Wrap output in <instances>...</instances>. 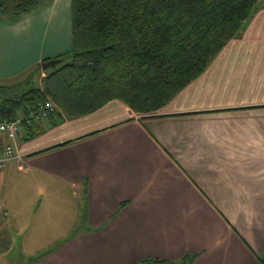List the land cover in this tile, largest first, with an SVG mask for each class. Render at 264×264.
Segmentation results:
<instances>
[{
    "label": "crops",
    "instance_id": "crops-1",
    "mask_svg": "<svg viewBox=\"0 0 264 264\" xmlns=\"http://www.w3.org/2000/svg\"><path fill=\"white\" fill-rule=\"evenodd\" d=\"M72 48L71 0L16 23L0 19V81ZM40 129L29 141L0 135V151L13 144L20 156L0 188L17 187L24 205L32 196L21 191L45 184L82 194L83 253L90 244L89 255L103 249L116 264L187 254L197 256L192 264L264 261V3L152 117L115 100Z\"/></svg>",
    "mask_w": 264,
    "mask_h": 264
},
{
    "label": "trees",
    "instance_id": "trees-1",
    "mask_svg": "<svg viewBox=\"0 0 264 264\" xmlns=\"http://www.w3.org/2000/svg\"><path fill=\"white\" fill-rule=\"evenodd\" d=\"M53 2L0 0V19L16 23ZM261 3L71 0L72 50L56 57L63 59L56 68L44 71L41 63L11 82L0 81V118H24L22 136L29 141L42 130L40 122L28 118L49 100L60 111L46 120L52 127L115 100L143 118L152 117L210 66ZM196 257L144 258L134 264H192Z\"/></svg>",
    "mask_w": 264,
    "mask_h": 264
},
{
    "label": "rangeland",
    "instance_id": "rangeland-1",
    "mask_svg": "<svg viewBox=\"0 0 264 264\" xmlns=\"http://www.w3.org/2000/svg\"><path fill=\"white\" fill-rule=\"evenodd\" d=\"M21 192L22 199L32 196L31 204L19 202L17 187L11 191L0 188L4 200L10 201L8 210L3 206L8 216L0 213V264H37L44 259L45 264H86L95 260L96 264H116L101 253L103 249L89 255L90 244L83 253L77 234L84 228L80 222L83 205L82 210L86 208L82 194L67 188L49 190L46 184L40 190L27 188Z\"/></svg>",
    "mask_w": 264,
    "mask_h": 264
},
{
    "label": "built area",
    "instance_id": "built-area-1",
    "mask_svg": "<svg viewBox=\"0 0 264 264\" xmlns=\"http://www.w3.org/2000/svg\"><path fill=\"white\" fill-rule=\"evenodd\" d=\"M44 75V74H43ZM55 112H59L56 105L49 100V103L45 104L40 111L32 114L28 121L45 122L49 117L55 116ZM66 120V119H65ZM24 118L18 116L14 121L3 120L0 118V135L6 137L8 140H15L22 134ZM29 121V122H30ZM20 156L17 153L16 147L13 144L7 145L2 151H0V173L3 172L7 164L13 160L18 159ZM4 202L0 199V213L4 212L5 217L8 213L3 210Z\"/></svg>",
    "mask_w": 264,
    "mask_h": 264
},
{
    "label": "water",
    "instance_id": "water-1",
    "mask_svg": "<svg viewBox=\"0 0 264 264\" xmlns=\"http://www.w3.org/2000/svg\"><path fill=\"white\" fill-rule=\"evenodd\" d=\"M63 62V59L61 58H52L48 59L47 61H44L42 63V69L44 71L50 70L52 68H56L58 65H60Z\"/></svg>",
    "mask_w": 264,
    "mask_h": 264
}]
</instances>
